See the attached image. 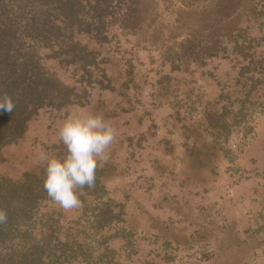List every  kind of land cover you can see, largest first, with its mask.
I'll return each mask as SVG.
<instances>
[{
    "label": "rangeland",
    "instance_id": "rangeland-1",
    "mask_svg": "<svg viewBox=\"0 0 264 264\" xmlns=\"http://www.w3.org/2000/svg\"><path fill=\"white\" fill-rule=\"evenodd\" d=\"M125 1L132 10L111 27L109 44L81 40L105 59L108 88L92 90L86 105L64 116L37 115L24 138L0 151V176L38 172L36 153L62 144L64 120L103 113L119 136L97 169L106 190L100 199L123 207L112 246L119 250L120 229L132 246L117 254L118 264H264V110L232 124L226 140L211 138L204 106L225 112L228 124L229 110L239 109L228 89L220 92L227 67L213 61L214 78L184 56L220 26L230 35L243 28L241 15L256 0ZM49 69L73 83L69 71ZM63 213L67 221L76 215Z\"/></svg>",
    "mask_w": 264,
    "mask_h": 264
},
{
    "label": "trees",
    "instance_id": "trees-1",
    "mask_svg": "<svg viewBox=\"0 0 264 264\" xmlns=\"http://www.w3.org/2000/svg\"><path fill=\"white\" fill-rule=\"evenodd\" d=\"M123 2L0 0V96L7 94L15 103L12 113L0 111V151L24 138L40 113L64 116L70 106L86 105L92 90L108 88L110 79L101 66L105 59L98 60V51L81 40L99 47L109 44L111 27L120 26L118 18L128 17L132 10ZM230 3L219 5L220 10L230 8ZM232 13L227 18H233ZM240 19L244 27L232 35L220 26L203 42L184 49V56L193 58L201 73L209 71L218 78L213 61L227 67L218 83L228 88L220 92L228 89V99H234L229 104L238 112L229 110L228 124L225 112L207 105L202 110L216 141L226 140L230 126L250 110H264V0L249 5ZM51 65L69 71L73 83L60 81ZM46 150L61 158L66 155L63 144ZM44 176L42 167L15 179L0 176V209L8 215L7 224L0 225V264H118L117 254L132 248L130 232L120 229L119 250L112 246L124 212L113 201L100 199L106 194L100 171L94 189L79 190L83 207L68 221L47 196Z\"/></svg>",
    "mask_w": 264,
    "mask_h": 264
},
{
    "label": "clouds",
    "instance_id": "clouds-1",
    "mask_svg": "<svg viewBox=\"0 0 264 264\" xmlns=\"http://www.w3.org/2000/svg\"><path fill=\"white\" fill-rule=\"evenodd\" d=\"M14 109L10 96H0V111L12 113ZM118 136L119 130L103 113L74 114L58 129V141L66 148V155H51L43 148L36 153V163L45 171L47 196L65 213L82 209L79 190L94 189L97 169L108 161ZM7 221V211L0 209V225Z\"/></svg>",
    "mask_w": 264,
    "mask_h": 264
}]
</instances>
